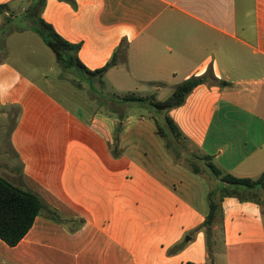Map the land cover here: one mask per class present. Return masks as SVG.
Here are the masks:
<instances>
[{
	"label": "crops",
	"instance_id": "0c3cea01",
	"mask_svg": "<svg viewBox=\"0 0 264 264\" xmlns=\"http://www.w3.org/2000/svg\"><path fill=\"white\" fill-rule=\"evenodd\" d=\"M42 17L81 45L89 70L116 53L118 63L104 85L87 77L96 98L82 99L60 79L61 69L52 79L57 59L39 35L0 20L1 130L15 121L10 143H0V177L66 219L83 220L71 231L37 217L17 246L0 239V264H210L197 229L220 181L205 157L237 178L264 173V0H47ZM12 41L27 48L14 50ZM27 49L49 71L31 60L28 71L11 63L13 54L27 59ZM207 73L209 81L169 113L186 137L170 149L150 107L115 98L164 101ZM223 209L224 243L214 264H264L261 203L226 198ZM182 241L187 245L169 255Z\"/></svg>",
	"mask_w": 264,
	"mask_h": 264
},
{
	"label": "trees",
	"instance_id": "16d2710c",
	"mask_svg": "<svg viewBox=\"0 0 264 264\" xmlns=\"http://www.w3.org/2000/svg\"><path fill=\"white\" fill-rule=\"evenodd\" d=\"M30 3L25 11L19 15L22 16V24L16 25L17 12L11 10L8 4L0 5V20L3 24H14L17 26V32L32 31L39 35L45 44L53 51L57 62L63 71L76 70L86 77H94L102 81L110 68L118 63V53L103 68L95 71L89 70L79 58L81 50L80 44H72L60 36L54 27L47 23L42 13L45 9L47 0H27ZM75 5V0H59ZM24 11V12H23ZM13 16H16L13 18ZM210 73L191 77L180 83L174 88L172 95L164 100L158 101L155 95L149 97L127 94L115 98L123 103H138L150 107L154 120L158 128V134L165 141L167 148L170 149L173 142L185 144L186 137L180 131L178 126L169 116L170 111L183 106L187 97L200 85L207 83L210 79ZM212 81L217 82L216 79ZM164 115V117H162ZM117 130H121L119 124ZM118 137L114 138L115 144ZM113 154L118 156L120 153L113 149ZM176 160L180 161V152L173 150ZM207 166L213 176L219 179L220 185L209 192L207 201L209 213L197 231L205 234L207 250L209 253L210 264H214L215 254L224 243V209L223 202L226 198H236L241 202H256L258 192L264 191V173L257 180L237 178L231 174H224L212 159L205 157ZM195 173L200 170L190 163ZM44 217L49 221L63 224L69 227L71 231H76L83 224V220L66 219L58 210L48 205L37 193L24 190L12 184L8 180L0 177V239L11 247L17 246L33 227L37 217ZM73 226V227H72ZM193 234H191L192 236ZM187 245V241L175 245L169 249V255H175ZM193 264V263H187Z\"/></svg>",
	"mask_w": 264,
	"mask_h": 264
},
{
	"label": "rangeland",
	"instance_id": "374dc122",
	"mask_svg": "<svg viewBox=\"0 0 264 264\" xmlns=\"http://www.w3.org/2000/svg\"><path fill=\"white\" fill-rule=\"evenodd\" d=\"M27 6H28L27 0H19L18 3L15 4L11 8V10L14 12H17V15H19L20 13H22V10H24ZM15 19H16V25L22 24V22H21L22 16L21 15L17 16V18H15ZM12 43L15 46L14 50H16V49L20 50V49H26L27 48L26 46H23L21 44L19 45L18 43L14 42V41H12ZM14 46H13V48H14ZM11 50H12V47H11ZM32 50H34V49H32ZM32 50H30V49L26 50L28 53L27 59H22L21 56H19L17 54H13V56L11 57V63L14 62L15 66L20 71H21L22 67H25L26 71H28L27 65H29V61L31 60V61H34V64L37 65L39 71H43V70H45L46 72L49 71L50 66L47 65L48 61L44 60L43 58L36 57V55H34V53L31 54L28 52V51H32ZM51 54L53 55L52 52H51ZM58 65L59 64H57L54 68L56 74L54 73L53 75H51L52 79L55 78V76L59 72V69H61L60 66L58 67ZM60 79L65 82L66 86L71 91L78 93L80 95V98L89 99V100L96 98V94H95L94 90L91 89L89 83L87 82L88 79H87L86 75L78 73L76 70L63 71L61 69ZM139 91H141V93H144V92H142L144 90H139ZM146 92L152 93L153 89L147 88L145 90V93ZM132 107L135 110L139 108V106L137 104L133 105ZM93 108H95V107H93ZM11 113L15 114L14 109L13 110L11 109ZM14 123H15V121H7L4 129L1 130V127H0V133L2 132L5 135V136L1 137V134H0V143H1V141H6L7 144H8V142L10 143V141H8V140L10 139V136H11L10 134H11L12 130L14 129V126H13ZM257 200L261 203L262 208H263V212H264V191L258 192Z\"/></svg>",
	"mask_w": 264,
	"mask_h": 264
},
{
	"label": "water",
	"instance_id": "95a60500",
	"mask_svg": "<svg viewBox=\"0 0 264 264\" xmlns=\"http://www.w3.org/2000/svg\"><path fill=\"white\" fill-rule=\"evenodd\" d=\"M29 4H30V3H28V5H29ZM25 9H26V8H25ZM25 9H24V11H25ZM24 11H23V12H24ZM15 17H16V16H13V18H15ZM188 239H189V238H188Z\"/></svg>",
	"mask_w": 264,
	"mask_h": 264
}]
</instances>
